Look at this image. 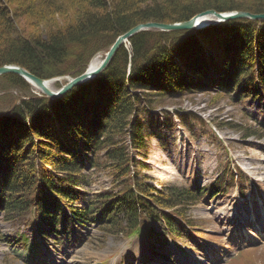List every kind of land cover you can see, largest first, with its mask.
<instances>
[{
    "label": "trees",
    "instance_id": "trees-1",
    "mask_svg": "<svg viewBox=\"0 0 264 264\" xmlns=\"http://www.w3.org/2000/svg\"><path fill=\"white\" fill-rule=\"evenodd\" d=\"M207 10L264 14V0H0V67L19 66L43 80L76 77L94 55L107 52L135 26L188 21ZM22 19L28 25L41 20L45 27L21 36L16 20ZM0 84L23 97L19 105L9 99L7 109L0 108V215L5 221L28 226L35 207L38 222L32 227L38 235L48 236L59 225L66 234L74 223L95 220L104 233L126 234L140 212L144 227L147 219L161 221L176 234L184 208L219 187L172 188L164 197L138 179L134 156L146 157L150 135L137 114L181 105L190 93L206 91L235 101H264V21L139 32L104 71L56 100L30 96L31 86L15 74L0 76ZM238 128L245 138H262L256 130ZM92 169L110 170L118 190L86 198ZM226 175L233 177L225 168L221 184ZM15 242L25 244L27 237ZM29 246L32 259L38 248Z\"/></svg>",
    "mask_w": 264,
    "mask_h": 264
},
{
    "label": "rangeland",
    "instance_id": "rangeland-1",
    "mask_svg": "<svg viewBox=\"0 0 264 264\" xmlns=\"http://www.w3.org/2000/svg\"><path fill=\"white\" fill-rule=\"evenodd\" d=\"M10 6L17 7L15 4ZM69 14L71 16V12ZM53 20L59 22L60 17L56 16ZM16 23V30L21 36L45 27L41 20L38 23L32 21L29 25L23 19L16 20ZM105 54L101 51L91 60L97 58L102 61ZM68 79L55 78L48 83L56 91ZM30 86V96L46 97L36 87ZM22 98L19 91L11 88L6 92L0 84L2 110L7 109L4 105L6 100L12 99L19 105ZM180 103L166 104L163 109L159 107L137 114L146 124L147 132L153 135L148 157L139 156L135 159L138 163V179L166 197L172 187L189 189L213 183L219 168L225 163L224 159L229 156L234 165L249 178L252 188L246 198H241L232 188L224 194H218L214 200H204L189 207L185 212L186 228L178 237H171L163 251L171 254L174 264H230L233 254L244 248L254 254L255 260L257 257L259 260L264 259L261 258L264 256V231H260V223L264 222V131L260 128L264 125V103L251 98L235 102L215 91L190 93ZM165 110L170 115L165 114ZM196 119L218 129L222 143L228 146V155L225 147L217 143L206 128L196 124ZM231 125L251 128L263 136L260 139L245 138L238 127L232 129ZM140 162L146 168L140 167ZM93 172L92 186L89 188L96 192L118 190L114 187L116 182L110 170ZM156 229V237L152 240L137 237L127 241L121 234L103 236L93 225H75L69 239L65 236L58 244L50 240L47 245H40V248L48 264H139L146 256L149 257L150 248L157 245L153 241L163 240L160 228ZM0 232L4 236V239L0 237V264H25L26 248H15L12 243H6L10 237L24 233V230L0 220ZM25 233L31 237L30 230ZM260 236L258 242L255 237ZM242 244L247 247H242ZM147 261L149 264H166L157 259ZM260 264H264V260Z\"/></svg>",
    "mask_w": 264,
    "mask_h": 264
},
{
    "label": "water",
    "instance_id": "water-1",
    "mask_svg": "<svg viewBox=\"0 0 264 264\" xmlns=\"http://www.w3.org/2000/svg\"><path fill=\"white\" fill-rule=\"evenodd\" d=\"M239 19H251V20H259L264 21V14H251L248 12H228V13H218L214 10H207L202 13H199L189 19L188 21L176 22L172 24H161V23H147L142 25H137L131 30H129L124 35L118 37L115 42L111 45L109 50L107 51L103 61L100 63V66L96 69H88L82 74L69 79L66 84H64L58 90H52L47 87V83L50 81H46L40 79L27 70L15 66V65H6L0 67V76L6 74H15L24 79L30 85L36 87L42 94L46 97L54 100L62 97L67 92L76 88L79 85H82L91 79L95 78L98 74H100L109 64L115 53L118 49L129 42V39L135 34L147 31V30H158L163 32L168 31H192V30H200L207 27H211L214 25H218L231 20H239ZM202 20V21H201Z\"/></svg>",
    "mask_w": 264,
    "mask_h": 264
},
{
    "label": "bare ground",
    "instance_id": "bare-ground-1",
    "mask_svg": "<svg viewBox=\"0 0 264 264\" xmlns=\"http://www.w3.org/2000/svg\"><path fill=\"white\" fill-rule=\"evenodd\" d=\"M202 21V20H201ZM100 63H101V60H99V59H94V60H92L91 61V63H90V65H89V67H90V69H96L97 67H99L100 66ZM50 83V82H49ZM49 83H47L46 85H47V87L49 88V89H51V87L49 86L50 84ZM67 94V93H66Z\"/></svg>",
    "mask_w": 264,
    "mask_h": 264
}]
</instances>
